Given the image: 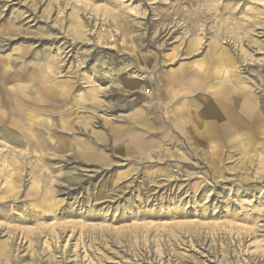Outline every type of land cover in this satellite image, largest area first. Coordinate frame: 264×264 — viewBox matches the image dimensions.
Here are the masks:
<instances>
[{"label": "rangeland", "instance_id": "1", "mask_svg": "<svg viewBox=\"0 0 264 264\" xmlns=\"http://www.w3.org/2000/svg\"><path fill=\"white\" fill-rule=\"evenodd\" d=\"M0 264H264V0H0Z\"/></svg>", "mask_w": 264, "mask_h": 264}, {"label": "crops", "instance_id": "2", "mask_svg": "<svg viewBox=\"0 0 264 264\" xmlns=\"http://www.w3.org/2000/svg\"><path fill=\"white\" fill-rule=\"evenodd\" d=\"M213 105V106H212ZM210 106V107H208ZM211 108V109H210ZM213 109V110H212ZM205 111H203V113L205 112H213L214 111V98L208 102V104L206 105V109H204ZM202 134L203 136H206V135H209V131L207 128H205L203 131H202Z\"/></svg>", "mask_w": 264, "mask_h": 264}, {"label": "bare ground", "instance_id": "3", "mask_svg": "<svg viewBox=\"0 0 264 264\" xmlns=\"http://www.w3.org/2000/svg\"><path fill=\"white\" fill-rule=\"evenodd\" d=\"M213 106V105H212ZM206 107V106H205ZM208 107H210V106H208ZM211 109V108H210ZM213 110V109H212ZM211 113V112H210ZM209 115V114H208Z\"/></svg>", "mask_w": 264, "mask_h": 264}]
</instances>
